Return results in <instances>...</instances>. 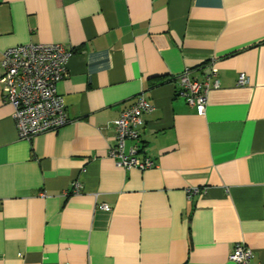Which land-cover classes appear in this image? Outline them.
<instances>
[{"label":"crops","instance_id":"crops-1","mask_svg":"<svg viewBox=\"0 0 264 264\" xmlns=\"http://www.w3.org/2000/svg\"><path fill=\"white\" fill-rule=\"evenodd\" d=\"M30 43L73 50L68 123L21 139L0 83V264H264V0H0V78ZM213 67L200 117L176 79ZM140 95L146 171L109 156Z\"/></svg>","mask_w":264,"mask_h":264},{"label":"built area","instance_id":"built-area-1","mask_svg":"<svg viewBox=\"0 0 264 264\" xmlns=\"http://www.w3.org/2000/svg\"><path fill=\"white\" fill-rule=\"evenodd\" d=\"M73 50L61 44H25L9 48L3 53V101L13 106L14 121L23 140L34 136L56 132L68 123L66 104L58 91V84L68 76V61ZM186 70L176 79L177 96L197 112L205 116L208 95L211 90L220 87L218 70L212 68L203 80L191 77ZM238 86L248 84L245 74H240ZM153 105L140 95L120 117L114 121L116 130L115 144L109 150V156L123 169L146 171L155 166L152 158L144 154L140 146L143 116L153 110ZM133 146L127 149V142ZM143 154L140 158L139 155ZM80 185L75 184L74 194L79 195ZM197 190H190L189 197ZM110 211L109 206L100 207ZM253 251L244 244H237L230 255L234 264H252Z\"/></svg>","mask_w":264,"mask_h":264}]
</instances>
